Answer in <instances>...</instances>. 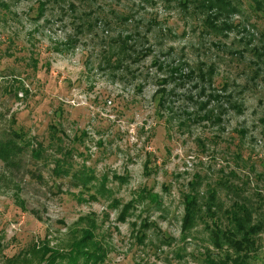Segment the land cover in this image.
I'll return each instance as SVG.
<instances>
[{
    "label": "rangeland",
    "instance_id": "rangeland-1",
    "mask_svg": "<svg viewBox=\"0 0 264 264\" xmlns=\"http://www.w3.org/2000/svg\"><path fill=\"white\" fill-rule=\"evenodd\" d=\"M232 2L0 0V264H264V0Z\"/></svg>",
    "mask_w": 264,
    "mask_h": 264
},
{
    "label": "trees",
    "instance_id": "trees-1",
    "mask_svg": "<svg viewBox=\"0 0 264 264\" xmlns=\"http://www.w3.org/2000/svg\"><path fill=\"white\" fill-rule=\"evenodd\" d=\"M201 3V7H203L204 3L207 2V4H209L210 7V11H213L215 14H220L219 16H222V14H231L232 11L234 12L235 10H237V7L235 6L234 2H232V0H198ZM257 2V1H255ZM235 217L233 216V219ZM232 219V220H233ZM249 230V232L251 231V229H247ZM239 234L238 232H236V230H226L223 232L224 237L228 240H235L236 237L235 235ZM252 235V236H251ZM254 233H247L245 230H241V240L242 242H240V246L241 245H247L249 242H251L252 240H249L250 238H254ZM251 236V237H250ZM239 246V247H240ZM241 251V250H240Z\"/></svg>",
    "mask_w": 264,
    "mask_h": 264
}]
</instances>
